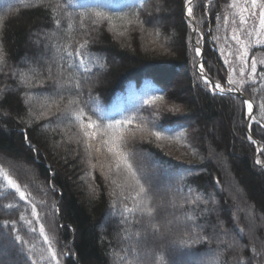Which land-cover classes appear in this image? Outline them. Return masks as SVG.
I'll use <instances>...</instances> for the list:
<instances>
[{"label": "trees", "instance_id": "obj_1", "mask_svg": "<svg viewBox=\"0 0 264 264\" xmlns=\"http://www.w3.org/2000/svg\"><path fill=\"white\" fill-rule=\"evenodd\" d=\"M250 2L193 0L194 38L203 48L205 75L220 84L231 77L253 102L250 131L264 164V61L256 59L251 74L264 42L260 9ZM156 3L162 11L154 10ZM184 5V0H0V169L25 192L21 200L0 175V244L8 243L10 256L23 264H56L39 233L43 224L54 237L59 264H135L132 252L139 250L153 251L148 264H264V168L246 134V105L233 93L206 90ZM234 31L248 54L239 59L242 49L235 43L226 64L220 45L234 47ZM38 35L45 40L39 42ZM32 39L46 49L50 78L26 66L44 68L34 65L42 49ZM69 101L75 102L71 108ZM79 109L85 124L91 117L98 126L88 129L98 131L95 139L84 137L72 115ZM126 119L132 123L101 134ZM155 131L162 132L160 139ZM120 134L119 150L145 188L140 195L103 143ZM19 165L32 174L23 176ZM144 167L160 174V182L149 181ZM223 178L228 183L221 191ZM158 185L168 188L181 226L164 241L147 240L132 251L122 240L127 229L147 221L161 232ZM249 223L257 226L249 231Z\"/></svg>", "mask_w": 264, "mask_h": 264}, {"label": "rangeland", "instance_id": "obj_2", "mask_svg": "<svg viewBox=\"0 0 264 264\" xmlns=\"http://www.w3.org/2000/svg\"><path fill=\"white\" fill-rule=\"evenodd\" d=\"M259 2H260V4H262V3H264V0H259ZM250 5H252V2H250ZM258 7L259 6L257 5V7H255V8H258ZM251 8H254V7H251ZM259 9H260V7H259ZM154 10L155 11H162L161 4L156 3ZM158 21L159 20H156L155 23H159ZM258 28L260 30L259 37L264 42V28H262L260 25V19H259ZM37 37H38L39 42H41L43 39L45 40V35L43 37L41 35H38ZM39 42L35 41L34 39H32V41H31V43L33 44V46L36 50H38L39 47L42 49L41 52H39L38 54L35 55L36 57L34 60L35 61L34 65H37V64L43 65L44 66L43 71L39 70V67H38V69H35V67H31L29 64H27L26 66L31 68V69L34 68L32 71H35L40 75L42 74L43 76H45V78H50V76H51L50 73H51L52 68L49 67L48 64L52 63V62L48 63L46 61V57H47L46 56V49L44 51L42 46H39L40 45ZM235 43H236V41H234V47L231 46V48H230V45L228 44L229 47L227 46V49H222L223 44L220 45V47H221L220 51L222 50L220 56L222 55L223 60L228 61V63L231 62V60H232L231 55L234 54V52H232V51L237 49V47L235 46ZM242 51H240V49H239V52H242ZM256 59H258L259 62H263L264 61V52L261 51V52H259V54L257 53L255 60ZM49 61H51V60H49ZM232 85H235V84H232ZM222 87L224 88L225 86H222ZM61 89L65 90L64 88H61ZM62 122H65L64 123V125H65L67 121H64V119H62ZM56 128L59 130H61V129L63 130L62 126H60V125H57V126L55 125L54 130ZM140 157H142V156H140ZM143 157H145V156H143ZM259 157H260V154H259ZM21 166H22V168H21L22 170L20 169V165H19V168L17 167V169L23 176H27V175L32 174V172L30 170H26V167H24L23 165H21ZM143 174L151 182H153V181L158 182V180L160 182L161 175L153 172L152 170L148 171V169H146L144 167ZM224 181L225 180L223 178V182ZM227 183L228 182L225 181V184L222 185L223 187L221 186V188H220L221 191L225 190L224 187H225V185H227ZM155 184H158V183H155ZM155 189L157 190V192L154 193L157 196V209L163 214L161 217H159V221H160L159 229L160 230L159 229L158 230L161 232L157 233L156 232L157 227L155 225H152L151 222H147V221L146 222L144 221L140 227L138 226V229H135V230H130V228L127 229L128 233L122 235V240H123V242H125L127 248L131 249L132 251L134 250V248H136L135 247L136 245H138L141 242L147 241V240L152 241L155 244H158L161 241H164L163 239L165 237H169V235L173 234L172 233L173 229L179 228L181 226V221H180L181 218L172 213L174 207L171 204V198L168 197V191H169L168 188H166V186L163 187L161 185H158L157 187L155 186ZM214 206H215V208H217L219 210V207L217 204H214ZM142 213H146V211L143 210ZM107 224H108V221L105 219L103 221V224H102V229H104L107 226ZM255 226H257V225H253L252 223L251 224L249 223L248 224L249 231H252ZM154 234H156V235H154ZM160 246H162V247L164 246L170 250H173V252H177V250L175 249L173 244L162 243V244H160ZM7 248H8V243L3 244V242H2L0 244V262L3 264L4 263L5 264H23V261L21 258L10 256L8 254ZM153 254H154L153 251H140V250H139V252L133 251L131 259L135 264H148L150 262V260L154 257ZM182 262L183 261L178 260L177 264H181Z\"/></svg>", "mask_w": 264, "mask_h": 264}, {"label": "snow or ice", "instance_id": "obj_3", "mask_svg": "<svg viewBox=\"0 0 264 264\" xmlns=\"http://www.w3.org/2000/svg\"><path fill=\"white\" fill-rule=\"evenodd\" d=\"M186 3L188 5L187 9H186V12H187V15L189 17H192L193 16V0H186ZM143 5H141L142 7ZM236 5L233 3V4H230L229 7H235ZM252 7H257V0H252ZM260 7V25L262 28H264V3L260 4L259 5ZM245 11L247 9H244ZM97 17H102V14L101 13H96L95 14ZM99 22V20H96V19H93L92 20V23L93 24H97ZM129 23H131L132 21H128ZM225 22H227V20H225ZM240 23L241 24H244L246 23V19L241 16L240 17ZM57 24V27H59V21L56 22ZM121 35H123V33H121ZM232 39L234 41H236V43L238 45H240L241 49L244 50L246 48V45H244L243 41H242V38L241 36L239 35H236L235 34V31L232 35ZM196 45L197 47H195V55L196 56H200L201 55V48L198 46L199 45V39L196 40ZM85 45H81L80 47L83 48ZM247 51H242V54L240 55L239 59L241 60H244L245 56H247ZM69 56H72L73 53L69 52L68 53ZM77 55H79V53H77ZM0 59H3V56L2 54H0ZM81 65L83 66L84 65V61L81 60L80 61ZM225 63L227 64L228 61H225ZM256 68H257V62L255 60V58L252 59V64H251V74L252 75H255L256 74ZM85 71H89L88 68L85 67L84 69ZM243 69H241V73H243ZM199 72H200V79L203 81L204 85H205V88L206 90H210L212 91L213 93H215L216 91H219V92H225V91H232L231 89H225L223 88L219 83H215V85L212 84V82L204 75V66L203 64L200 65L199 67ZM227 83L229 85H232V84H237L238 82L234 79H232L231 77H229ZM163 97H154L153 100H162ZM75 103L74 101H69L68 102V105L67 107L68 108H71V105ZM243 105H246L247 106V111L249 113V116L251 117V114L253 112V105L252 103H250L248 100H243L242 101ZM261 107H264V105H262ZM72 115L74 116V118L80 122V127H81V130L83 131V135L84 137L88 138H93L95 139L98 135V131H88V129H98V126L96 125L95 121H92L91 120V117L88 118V122L85 124L84 120H83V116H84V111L83 109H79L78 111L77 110H73L72 111ZM132 123V120L131 119H126L124 121H116L115 124H109L106 126V129L101 133L102 135L104 136H108L109 134V131L110 130H119L121 128V125H128V124H131ZM155 135V137L157 139H160L162 137V132L160 131H155L153 133ZM252 138L249 137V140H251ZM123 140V135L120 134V135H111L109 136L108 139H105L103 140V143L106 144V145H110L108 147V151L115 157L116 159V168L117 169H120L121 165L124 167V169L127 171L128 175L135 181V184L139 187V192L137 193V195H140L141 193H144L145 192V188L142 184H140V181L139 179L136 177V172L133 170L132 168V165L128 162V159H127V156L125 154H123L119 149H120V141ZM85 143L87 144V140L85 141ZM97 151H99V149H97ZM257 164H260L261 161L257 160L256 161ZM0 175L3 176L4 180L7 181L8 185L15 189V191L19 194V198L21 200H24L25 199V192L21 190L20 188V185L16 183L15 180L11 179L7 172L3 171L2 169H0ZM127 179V177H126ZM113 183H115V181H113ZM9 207H11V205H9ZM127 210V209H126ZM127 211H131V210H127ZM147 213L149 215H151L152 213V209L151 208H147L146 209ZM32 215L34 217H37L39 219V216H38V213H37V210H36V206L33 205L32 206ZM20 219H23V217L21 216ZM32 231H36L35 228L32 229ZM39 233L40 235L43 237V240L44 242L48 245V252H49V258L53 261H56V264H59L58 262V259H57V252L54 250L53 248V240H54V237L50 239L49 235L46 234L45 232V228L43 226V224L40 225L39 227ZM17 240H21V242L23 244H27L28 242L27 241H24L22 240V238L20 236H17L16 237ZM33 264H35V262H33Z\"/></svg>", "mask_w": 264, "mask_h": 264}, {"label": "water", "instance_id": "obj_4", "mask_svg": "<svg viewBox=\"0 0 264 264\" xmlns=\"http://www.w3.org/2000/svg\"><path fill=\"white\" fill-rule=\"evenodd\" d=\"M185 9H187V6L185 7ZM185 17L191 21L192 23V26H193V33L197 31V26H196V23L194 21V18L193 17H189L187 14H185ZM192 44L194 46L197 47L196 45V41L194 40V37L192 38ZM201 48V55H200V62L199 64L197 65V71L199 72V67L201 65V60L203 58V50H202V47ZM200 73V72H199ZM205 75V74H204ZM206 76V75H205ZM207 77V76H206ZM208 78V77H207ZM209 79V78H208ZM210 80V79H209ZM212 82L213 85H215V82H213L212 80H210ZM233 93H235L237 96L241 97L243 100H248L250 103H252L253 105V112L251 114V117L248 115V118H247V130H246V134H247V137H251L252 139L250 140L251 142H253L255 145H256V148H257V152H256V161L258 160L259 158V154L261 152V145L260 143L252 136L251 134V131H250V123L253 121V118H254V104L253 102L250 100V98L242 91V90H239V89H235L234 91H231ZM259 166L261 167H264V165L262 163L258 164Z\"/></svg>", "mask_w": 264, "mask_h": 264}]
</instances>
